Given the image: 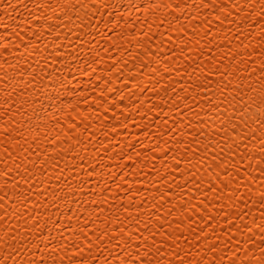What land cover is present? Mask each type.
<instances>
[{"label":"snow or ice","instance_id":"6c2138e0","mask_svg":"<svg viewBox=\"0 0 264 264\" xmlns=\"http://www.w3.org/2000/svg\"><path fill=\"white\" fill-rule=\"evenodd\" d=\"M0 264H264V0H0Z\"/></svg>","mask_w":264,"mask_h":264}]
</instances>
